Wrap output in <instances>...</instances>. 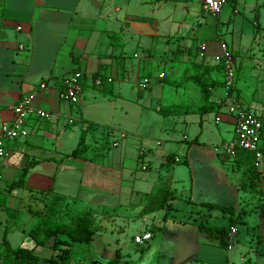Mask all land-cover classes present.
I'll return each instance as SVG.
<instances>
[{"label":"crops","instance_id":"crops-1","mask_svg":"<svg viewBox=\"0 0 264 264\" xmlns=\"http://www.w3.org/2000/svg\"><path fill=\"white\" fill-rule=\"evenodd\" d=\"M203 1L0 0V129L11 120L12 108L24 94H35L34 106L53 114L28 138L10 141L8 155L0 163V181L12 182L19 179L27 161H39L29 169L23 187L8 191L9 183L0 182V191L12 196L14 209L30 214L28 205L35 204V196L46 193L50 200L62 198V209L70 214L89 210L112 234H123L126 222L139 220L136 234L153 233L143 243L149 245L148 251L159 246L153 222L156 213L167 211L151 208L148 203L166 187L173 196L171 210L176 209L174 201L182 198L190 211L193 204L209 207L203 202L231 206L233 226L238 222L247 225V216L257 210L264 216V177L259 180V191L242 189L246 164L238 167L214 150L216 143L233 138L225 135L227 131L234 133L233 116L226 104L203 115L166 116L159 111L165 106L200 101L199 88L191 76L223 79L215 56L221 51L220 43L226 42L237 59L243 30L235 22L229 29L233 16L240 14L239 2L252 1L254 12L246 53L251 51L250 57L255 54L264 61V0H233L234 7H224L219 14L207 11ZM224 25L232 34V43L223 35ZM202 43L206 44L203 56ZM256 44L259 57L253 51ZM76 71L83 74V91L80 102L73 105L60 98V90L62 77ZM160 72H164L163 78ZM145 76L152 77L153 83L142 89L138 82ZM98 79L100 85L96 84ZM42 82L46 88L41 90ZM224 96V85L220 84L212 89L210 99L219 102ZM252 104L248 110L264 118L263 110L253 109ZM211 113L215 123H224L223 128L218 126L219 132L208 124ZM72 117L74 122L70 123ZM144 124L159 133L183 127L192 135L184 133L170 142L161 137L153 141L142 129ZM87 128L86 155L58 163L77 146L82 130ZM117 131L120 138L115 136ZM208 133L213 136L210 140ZM196 180L201 186L195 195ZM188 181L189 189L175 187L176 182L184 186ZM230 190L233 204L225 205L221 200ZM29 222L16 221L10 229L2 228L1 223L0 242L6 236L12 247L26 242L33 248L35 243L26 233L35 221Z\"/></svg>","mask_w":264,"mask_h":264},{"label":"rangeland","instance_id":"rangeland-1","mask_svg":"<svg viewBox=\"0 0 264 264\" xmlns=\"http://www.w3.org/2000/svg\"><path fill=\"white\" fill-rule=\"evenodd\" d=\"M234 5L235 2L229 0L224 7L225 9H230L234 7ZM236 6L238 7L237 4ZM239 8L240 14L233 16L230 29L227 25H224L222 29L223 35L231 43L233 39L232 34L231 32H227V30L233 29V23L235 22L236 27L238 26L239 29L243 30L241 47L240 49L237 48L238 55L234 64L236 77L235 97H237V100L244 107L247 108L248 105L253 102L255 103L252 104L253 109L257 111L262 109L264 112V61H260V59L254 57L255 54H253V57H250L249 55H252L251 51L246 53L247 49L244 48L254 28V12L251 10L252 1H248L247 4L239 2ZM262 11L264 12V9H262ZM208 37H212V34L211 36H202L201 39L205 40L208 39ZM255 47L256 49L253 51L256 52V56L259 57L257 44ZM241 59H243L242 62ZM166 92L168 93L165 87V94L167 95ZM213 118L214 113H211L208 124H210L214 132H219L218 126L219 128H223L224 123L220 122L217 124ZM152 120H154V122L158 121L157 119ZM165 120L168 121L170 119L165 118ZM142 129L152 137L153 141L156 140V137H161L165 142H170L171 139L181 138L184 133H192L191 130L187 132L183 130V127L163 130L159 133V131H154L152 127H148L147 124H144ZM158 133L159 135L157 136ZM225 135L228 139L233 136L231 140L235 137V134L233 133L232 135L229 131L225 132ZM115 136L120 138V133L117 131ZM208 136H210L209 140L213 137L211 133H208ZM110 140H112V137ZM206 143L210 144L208 140ZM108 144L107 142V145ZM215 145H219V143ZM3 160H0V163H2ZM260 168L263 169L264 165ZM261 181H263V179ZM0 182L5 184L11 181L8 182L3 179ZM199 182V180L198 182L196 180L194 183L193 192L195 195L200 188L199 186H201ZM183 184L182 182H176L175 187L179 190H182L184 187L188 189L191 187L190 181L185 183L184 186ZM260 185L262 186V183ZM262 193L264 194V192ZM12 200V196L8 191H0V224L2 223V228L10 229L17 225L16 221H25L28 225L30 223L29 221H36L33 215L36 211L43 216H46V211H51L46 208V206H50L47 204L50 199L43 193L39 196H35V204L28 205V212L31 215L25 213L22 209H14V200ZM216 201L218 200L213 202ZM221 201H223L222 203L225 205H232V191H228ZM173 204L176 209L170 210L166 218H163V215L167 211L161 210L156 213V219H152L156 226L155 238L159 240V246L157 245L152 251L147 250L149 247L148 244H137L134 241V236L140 231L141 221H128L125 224V228L124 226L122 227L124 228L123 234L118 235L116 232L112 234L103 228V225L100 223L101 220L97 216L88 211L92 213L91 220L97 232L92 242L74 244L72 247V259L67 264H264V216L261 215V210L249 213L246 218L248 222L247 225L242 222L236 224L235 227L239 230V234L234 238L233 247L228 248L227 245H222L220 243L218 237L208 235L202 231L199 225L204 223L208 226L220 228L229 227L231 216L229 212L222 211L218 208L203 207L197 204H193L192 211H190L187 207V201L182 198L176 199ZM61 207H63V204ZM70 215V212L66 209H57L55 206L52 215L48 216L60 222H66L70 219ZM260 216H262L263 219L260 218ZM22 246L31 247V244L24 242ZM117 247H119L121 251L116 249ZM36 252L44 256L48 255V253L50 254L52 250L47 247L38 246ZM116 253L118 254L117 261L112 262L114 254ZM0 264H2L1 258Z\"/></svg>","mask_w":264,"mask_h":264},{"label":"trees","instance_id":"trees-1","mask_svg":"<svg viewBox=\"0 0 264 264\" xmlns=\"http://www.w3.org/2000/svg\"><path fill=\"white\" fill-rule=\"evenodd\" d=\"M218 71L223 73V65L221 62L218 63ZM84 77H82L83 82ZM191 79L198 86L200 91V101L198 103H186L170 105L160 108V113L163 115H176V114H188V113H198L200 115L218 111L225 104L222 102L211 101L210 97L212 94V89L220 84L224 85L223 79H206L204 74H196L191 76ZM180 83V82H178ZM235 90V88H234ZM92 125L89 124L90 129ZM87 130H82L79 142L77 146L72 150V152L65 154L61 159L57 160L61 163L65 158L68 157H78L82 158L86 155L89 144L87 142ZM262 137L264 138V128L262 131ZM171 156H168L169 160ZM238 167L241 164H246L244 170L243 181L241 182V188L250 191H259V180L264 177V168L259 169L256 165L257 159L254 152L247 150H239L237 158L233 160ZM38 160H29L26 162L21 175L18 180L9 183V189L15 187H23L26 181V176L31 167L36 165ZM46 194V193H45ZM264 195V194H263ZM173 199L171 190L169 187L157 191L154 198L150 199L152 202L148 203L149 207H155L154 209H166L167 212L173 208L171 200ZM62 198H53L49 203L50 206H46L47 209L51 211H46V216L41 215L36 211L33 215L36 218L34 225L27 231V235L32 238L35 243L33 248L26 246L12 247L7 237L5 236L0 242V258L2 264H67L72 259V247L74 244L90 243L94 239V235L97 229L93 227V222L91 220V213L89 210H82L75 213H71L70 219L68 221L60 222L53 219L52 215L54 207L61 209ZM46 204V205H47ZM203 205H207L211 208H219L222 211L232 212L231 206H222L215 203L203 202ZM50 207V208H49ZM164 218L167 217L168 213ZM200 228L208 235L218 237L222 245H227L228 247V234L229 228L232 224L227 227H216L208 226L207 224L201 223ZM37 246L49 247L52 250V254L49 257H42L36 253L35 248ZM118 254H114L112 259L117 261Z\"/></svg>","mask_w":264,"mask_h":264},{"label":"built area","instance_id":"built-area-1","mask_svg":"<svg viewBox=\"0 0 264 264\" xmlns=\"http://www.w3.org/2000/svg\"><path fill=\"white\" fill-rule=\"evenodd\" d=\"M229 0H204L203 4L207 11L212 14H219L224 5ZM18 26V29H21ZM23 49V45L20 46ZM221 51L215 56L218 62L223 65V81H224V103L227 106V112L233 116L234 134L235 137L231 141L220 143L214 146V150L218 154H222L227 158L234 160L237 158L239 150H247L254 152L256 155L258 167L264 165V138L262 131L264 128V119L244 107L235 97V56L232 49L226 42L220 43ZM206 51V44H200V54L203 56ZM164 72L159 73V77L163 78ZM83 74L80 71L64 75L62 77V89L60 90V98L68 101L73 105L80 102ZM101 80H96V84L100 85ZM153 78L145 76L139 80L138 86L142 89L151 87ZM46 83L40 84V89H45ZM35 94H24L12 108V118L6 122L0 129V160H3L8 155L9 142L16 139L28 138L34 128L43 120L52 118V112L34 106ZM219 102H222L219 100ZM77 117V116H76ZM70 123L74 122V118H69ZM238 230L235 226H231L228 234V248H232L234 238ZM153 233L151 231H143L134 236V241L137 244H143L145 241L151 239Z\"/></svg>","mask_w":264,"mask_h":264}]
</instances>
